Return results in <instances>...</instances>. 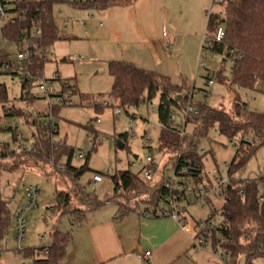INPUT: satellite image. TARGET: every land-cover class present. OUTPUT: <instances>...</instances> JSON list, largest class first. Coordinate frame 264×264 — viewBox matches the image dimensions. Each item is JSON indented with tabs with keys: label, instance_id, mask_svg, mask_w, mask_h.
<instances>
[{
	"label": "rangeland",
	"instance_id": "rangeland-1",
	"mask_svg": "<svg viewBox=\"0 0 264 264\" xmlns=\"http://www.w3.org/2000/svg\"><path fill=\"white\" fill-rule=\"evenodd\" d=\"M224 9L223 6L214 5L212 0H132L129 5L86 11L66 5L54 7L53 15L61 40L48 51L44 78L51 80L58 73L61 80L71 83L76 89L74 106L62 108L58 117L53 118L58 124L56 138L75 149L73 166L79 168L88 163L93 172L87 173L80 184L88 194L106 204L99 210L88 213L86 221L73 223L69 216L60 215L52 209L57 202L60 187L64 191L70 189L61 171L53 165H41V169H34L26 164L27 159L20 156L9 157L4 167L11 172H0V203H8L11 217L8 228L0 235V264H32L33 258L27 257L25 251L50 246L56 231L72 237L68 257L62 264H89L94 253L87 247L83 249L78 231L106 219H112L119 231L127 232L128 245L137 244L141 238L144 239L138 220L141 216L147 217L146 209L152 210L154 207L134 202V198L140 196L135 193L127 196V201L120 199L117 202H107L115 196L113 176L129 169L132 173H138L141 163H145L151 153L158 164L161 162L160 170H165L168 176L175 171V155L164 152L166 155L163 156L159 153V96L138 110L130 109L129 114L122 110V114L115 117L114 109L117 104L110 97L113 86V78L109 73L110 63H131L139 69L169 78L172 83L181 85L192 95L195 107L206 105L222 110L234 118L240 112V108H236L238 103L246 105L251 112L264 115V83H260L254 91H244L232 85L231 61H225L218 54L202 52L206 38L214 35V30L208 28V13L223 14ZM10 18V14H6L4 18L0 16V54L15 60L16 46L4 42L1 34ZM80 22L85 25H80ZM203 63L209 67L208 70ZM209 75L214 81L211 87L207 85ZM0 84L6 85L8 90V103L0 104V128L8 127L7 122L16 123L27 140V149H30L34 139L24 120H15L13 117L3 119L4 106L27 110L30 105L20 100V77L0 75ZM53 86L59 89L60 83L55 82ZM34 107L38 112L48 111L43 101L35 102ZM179 120L178 118L177 123ZM127 129L130 132L126 148L120 149L119 136ZM92 131L102 137L103 143L90 154L89 159L80 160L77 158L79 154H88L90 151L88 138L93 136ZM192 131L193 127H186L187 134ZM22 144L24 142L21 141L15 143L11 132L0 130V155L3 150L1 147L20 152ZM235 144L236 142L220 136L216 127L211 129L209 139L202 143L206 150L203 158L204 180L215 185L213 172L216 169L220 170L224 179L229 178L225 164L229 165L234 159ZM185 147L186 145L181 147L179 155L182 150H186ZM135 156L138 160H135ZM109 171L111 174L108 175ZM95 174L102 175L101 184L93 183ZM259 176H264V147L233 178L255 179ZM30 186L40 189V202L37 209L25 215L26 235L19 244L14 216L25 206V190ZM72 197L73 209L81 216L88 210V207H84L88 201L79 194ZM209 198L212 206L203 201L186 205L191 217V230L186 232L191 243L184 251L185 254L169 261L170 264H228L226 253L219 244L208 242L204 247L195 246L194 239L198 234L195 222L206 221L212 214H216L212 221L217 224L222 221L219 211L223 206V195L217 198L211 193ZM163 206L164 201L160 203V207ZM165 259L167 261V257ZM130 264H136V260H130ZM238 264H245V258L241 257ZM258 264H264V259L259 260Z\"/></svg>",
	"mask_w": 264,
	"mask_h": 264
},
{
	"label": "trees",
	"instance_id": "trees-1",
	"mask_svg": "<svg viewBox=\"0 0 264 264\" xmlns=\"http://www.w3.org/2000/svg\"><path fill=\"white\" fill-rule=\"evenodd\" d=\"M1 3L4 4L5 0H1ZM131 3L132 0H85L78 3H71L70 0H8L7 13L11 18L2 28V40L15 46L24 39L34 41L37 44V55L32 64L22 65L14 62L9 56L0 54V75L28 76L27 80L21 82L20 100L34 105L36 100L28 98L27 95L44 75L49 49L61 40L53 15L54 7L66 5L86 11ZM222 6L225 8L223 14H211L208 28L215 32L218 27L223 26L226 36L222 43H215L210 47V53L218 54L224 57L225 61L232 62V85L244 91H254L260 83H264V0H230ZM34 33L38 35L35 40ZM109 73L113 78L110 97L117 104V108L127 114L130 109L138 110L159 96L158 122L161 128L159 153L175 155L174 163L178 173L187 169L196 180H202L204 156L199 154V148L209 139V133L214 127L220 136L236 142V155L228 167L230 185L222 193L224 202L219 211L222 221L213 231V244L217 243L216 245L219 244L223 248L228 257V264H238L241 257L245 258V264H258L259 260L264 259V176L255 179H235L233 176L241 173L251 158L264 147V115L251 112L246 105L238 103L236 108H240V112L236 113L234 118L222 110L206 105L195 107L192 95L181 85L172 83L167 77L139 69L131 63L112 62L109 65ZM72 87L75 89L73 85ZM26 91L28 94L24 93ZM7 103V87L0 84V104ZM8 108L3 107L5 120L12 117L7 114ZM10 108L18 118L24 120L29 129H34L33 150L28 151L23 144L20 152L1 147L3 150L0 155V172H11L4 166L9 157L15 156L30 161L32 164L27 161L26 164L34 169H41V165L57 167L69 183L70 189L64 191L60 187L57 202L52 209L60 215L69 216L73 223L86 221L88 213L95 212L106 204L99 201L96 196L88 194L80 184L87 173L93 172L88 163L79 168L73 166L75 149L61 141L53 143V138L58 135V124L55 121L48 128H44L40 117L24 113L14 106ZM61 109L62 107H56L52 110L53 118L58 117ZM174 114L185 120L186 127H193L191 134L181 135L182 126L172 123ZM0 130L11 132L15 143L18 142L16 131L8 127ZM92 133L99 135L95 131ZM128 137L129 133H124L119 136V141L125 145ZM183 145H186V150H182L179 155L178 152ZM95 150L96 148L93 151ZM93 151L88 153V159ZM113 181L115 196L107 202L126 200L127 196L135 193L140 196H136L134 202H143L149 207L156 208L165 198L184 196L167 189L164 178L156 183L146 182L130 169L114 175ZM75 194L88 201L84 205L88 210L81 216H78L72 206V195ZM215 217L216 214H212L209 219ZM10 221L8 203L2 202L0 235L8 228ZM71 241L70 234L56 231L50 246L25 251V255L33 258L32 264H62L68 257Z\"/></svg>",
	"mask_w": 264,
	"mask_h": 264
},
{
	"label": "built area",
	"instance_id": "built-area-1",
	"mask_svg": "<svg viewBox=\"0 0 264 264\" xmlns=\"http://www.w3.org/2000/svg\"><path fill=\"white\" fill-rule=\"evenodd\" d=\"M85 0H70L71 3H78ZM230 0H212L214 5H224L227 4ZM9 4L8 0H5V3L0 5V16L4 18L6 16ZM211 12L208 13V16H211ZM10 20V19H9ZM8 20V21H9ZM80 25H85L83 22H80ZM37 33L33 34L34 40L37 38ZM226 32L223 26H220L214 32V35L211 38H206V46L204 45L203 53L210 54V47L215 43H222L225 39ZM17 48V56L14 62L20 63L22 65L32 64L36 58V49L37 44L34 41H29L24 39V41L20 42L16 45ZM48 59V58H47ZM203 66L208 70L209 67L203 63ZM7 69H9L7 67ZM28 79V76L20 77L21 82ZM55 82L60 83V88L55 89L53 84ZM207 85L209 87L214 85V81L211 76H208ZM28 94V92H24ZM76 94V89L72 87V84L61 80L60 75L55 73L52 76L51 80H46L44 75L41 81L37 84L36 87L31 89L30 93L27 95L28 98L35 99L36 102L43 101L48 108V111L45 113L38 112L33 104H30L27 110L21 109L24 113L32 114L34 116L40 117L42 120V124L44 128H48L50 124L53 123L52 110L56 107H72L74 106L73 98ZM7 114L11 115L15 120L18 118L15 115V112H12L11 108L7 109ZM115 117L118 118L122 114V109L116 108L114 109ZM180 119L177 123V119ZM98 122H100L98 120ZM172 123L180 124L181 135L184 136L186 134V125L185 120L180 118L177 114L172 116ZM7 126L9 129L16 131L18 141L24 142L25 145L27 140L20 133L19 126L16 123L7 122ZM31 128V132L33 134L34 129ZM130 129H127L125 133H129ZM33 136V135H32ZM53 143H60L56 137L53 138ZM103 143L102 137L100 135H93L88 138L89 149L93 151L99 145ZM26 146V145H25ZM21 148V146H20ZM33 147L28 149V151H32ZM199 154L201 156L206 155V150L204 146H200ZM88 154L81 153L77 156V158L85 159ZM164 156V154H161ZM135 165V164H134ZM161 162L158 164L156 158L151 155L146 159L145 163H141L138 173L136 175L141 176L146 182L156 183L160 181V179L164 178L165 187L169 189L171 192H179L184 196H179L181 198L169 197L164 199L163 207H156L149 211L147 217L148 218H161V219H171L183 226L186 230H191V226L189 225V221L191 217L188 213V208L186 205H192L193 203L204 202L206 205H210L211 201L209 196L213 193L217 198L222 196V193L229 187L230 179H224L220 173L219 169L214 170L213 176L215 178L214 184H212L209 180H196L192 176L189 170L183 169L179 173L175 171L166 175L165 170L161 171L160 166ZM225 167H229L228 164H225ZM176 168V167H175ZM111 172H108V175ZM135 174V173H134ZM161 175V176H160ZM93 183L101 184L103 182V177L100 174H95L93 177ZM215 186V187H214ZM25 206H23L14 216V225L17 242L21 244L26 235V223H25V215L39 207L40 202V189L38 187L30 186L25 190ZM195 229L198 230V234L196 235L194 242L195 246L204 247L208 242H213V231L217 229L218 224L211 219L206 221L201 220L194 223ZM152 257L151 251H146L143 255L140 256L141 261H148ZM228 261V257H226V262Z\"/></svg>",
	"mask_w": 264,
	"mask_h": 264
},
{
	"label": "crops",
	"instance_id": "crops-1",
	"mask_svg": "<svg viewBox=\"0 0 264 264\" xmlns=\"http://www.w3.org/2000/svg\"><path fill=\"white\" fill-rule=\"evenodd\" d=\"M138 221L144 239L141 238L137 244L128 245L127 232L119 231L112 219L78 231L83 249L87 247L94 253L89 264H130L134 259L136 264H170L169 261L180 258L190 246L187 230L174 220L144 215ZM146 251H151L152 257L144 262L140 256Z\"/></svg>",
	"mask_w": 264,
	"mask_h": 264
},
{
	"label": "water",
	"instance_id": "water-1",
	"mask_svg": "<svg viewBox=\"0 0 264 264\" xmlns=\"http://www.w3.org/2000/svg\"><path fill=\"white\" fill-rule=\"evenodd\" d=\"M118 146H119L120 149H124V147H125V145L122 142H119ZM134 158H135V160H138L137 156H135Z\"/></svg>",
	"mask_w": 264,
	"mask_h": 264
}]
</instances>
